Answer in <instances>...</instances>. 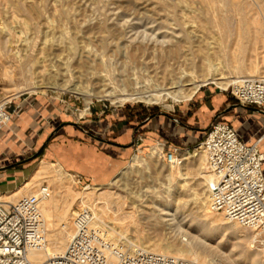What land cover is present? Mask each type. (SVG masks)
Listing matches in <instances>:
<instances>
[{
  "label": "bare ground",
  "instance_id": "6f19581e",
  "mask_svg": "<svg viewBox=\"0 0 264 264\" xmlns=\"http://www.w3.org/2000/svg\"><path fill=\"white\" fill-rule=\"evenodd\" d=\"M16 1L23 7L25 13H29L28 15H30V13L32 14L31 11L38 14L43 13L38 7L39 1L48 4L47 0ZM113 1L116 4L122 2L125 3V5H133L136 7H146L151 3V0ZM156 1H163L169 5L167 9L171 14V17L168 16L170 18H165L163 21L159 22H156L157 20L144 19L141 17L131 19L125 15L126 12L122 13L119 18L118 15L112 18L108 16L72 18L66 12L63 18L53 20L48 18L45 9L44 13L46 15H44V17H46L48 29L40 31L39 25L37 24L35 26V30L40 31L42 37L40 41L41 46L37 49L40 50L43 45L47 44L55 52L45 59L47 63L38 65L39 69L32 76L33 81L31 87H50L56 90L80 94L86 99V103L89 102V98L92 95L101 98H113L114 101H147L156 103L168 97L175 101L189 99L201 85L207 82H213L223 88L229 83L237 81L240 77H264V65L260 67L256 63L245 64L242 61L245 65L240 64L241 62H235L236 64L233 65L235 70H232L234 71L232 77H234V80H227L231 76L225 75L223 70H221V64L215 60V53L218 47L212 37L215 35L211 33L212 27L207 24L208 20L205 21L202 15L197 17L196 22L193 18V21L187 19L186 11L189 7V0ZM204 1H206L209 7L214 8V13H217L219 8L216 7L219 5L217 4L219 0ZM235 1L237 0H225V4L226 6H232L236 4ZM109 9V7L103 5L95 10L106 12ZM220 9L222 10V8ZM237 10V12L236 10L234 11L238 16H236L238 28H236V30L239 31L240 27L243 25L244 33L248 39L247 43H250L251 46V44L255 45L260 42L262 46H264V5L259 7V12L255 10V13L258 14L257 16L253 13L251 14L255 16L252 17V19L247 18L246 9H241V11H239L240 9ZM206 12H208V10ZM259 17H261V19ZM217 18H221V21L217 22ZM217 18L214 20L215 23H212H214V26H217L216 28H222L220 32L218 29L215 31L216 34L217 30L221 34V30L224 28L225 15H220ZM226 23L227 21L225 25ZM1 27L0 25V28ZM225 28V30L228 31L227 27ZM3 32H5V30ZM47 32L52 33L50 38H47ZM214 37L217 39L216 36ZM113 38H116V40ZM242 40L244 41V39ZM217 42L220 44L219 41ZM29 44L31 43H28V45ZM240 44H242L241 41ZM241 46L243 50H247L246 47L248 44H242ZM242 48L241 51H243ZM218 49H220V47ZM108 51L117 52L118 57L115 59L110 58L111 56L109 57L107 54ZM148 54L155 55V59L153 60L149 57L151 60L150 64L147 61ZM239 54L241 55L240 52ZM243 55L245 54L243 53L242 56ZM236 57L238 56L236 55ZM237 59L238 58H236V60ZM262 61H264V58H262ZM129 62L132 64L139 63L140 66H145V74L141 72L146 76V82L143 85L138 86V83L142 82L139 81L138 75H134V77L131 78L126 74L128 71L123 72L125 66H127ZM115 66H117L118 69L119 67L121 68L119 69V74L114 72ZM50 78L55 79L50 85L43 82ZM58 80L59 82H57ZM83 82L85 84H83ZM146 84L149 86H146ZM88 85L91 86L92 90L94 88L99 89L95 92H91V89H88ZM19 91L22 90L15 88L8 96L12 97ZM87 107L86 104L85 110H82L81 113L86 111ZM152 147L153 148H151L146 156L152 157L155 154L157 157H160V145ZM189 153V151L183 153L182 164L169 165L167 167L163 175V180L157 181L138 191L131 190L129 188L131 185L128 186L129 184L124 187L121 185L124 188V193H126L124 195L96 185L91 187L88 185L85 186L84 191H82L83 193L80 194V191L78 192L70 187L69 183L71 180L69 182V174L62 177L60 167L55 168V165L51 162L40 161L37 168L20 187L16 190L14 189V192L11 194L5 193L7 196L4 194L7 198L6 201H12V199H15L19 194L22 196L29 193L35 194L40 184L37 190H35L34 187L41 178H48L49 183L55 185V187L50 190V196L40 202V212L43 220L42 235L45 244L41 248L30 250L27 253L28 260L32 264H49L51 257L57 256L64 251L73 233V223L68 218V215L70 214L72 203L75 199L79 198L77 208L88 209L92 214L90 227L101 232L107 239L114 243L122 241L127 250L131 253L148 251L190 259L198 264H214L205 251L202 249L198 250L197 244L199 242L204 244L202 237L200 238L197 232L194 234L191 231L193 229L198 231L204 228L206 233L212 231L213 233L230 234L236 238L237 245L240 247V252H244L245 256H248L247 262L243 264H264V252L261 253L258 249H246L249 251L248 253V251L243 249L244 242L250 237H253V240L256 239L255 232L234 221L225 219L221 212L209 209V196L206 185L209 174L207 171L205 172L200 169L201 166L199 165V161H201V158L197 159L198 162L190 160L192 156ZM148 157L146 159L139 155H133L130 161L131 168L137 169V167H142L148 169ZM189 162L197 166L195 174L200 175L199 178L202 179V181L198 183H204L206 185L205 190L190 187L189 179H192V177L188 170ZM47 186L50 187L49 185ZM184 197L185 199H183ZM156 198H160L161 201L157 202ZM174 199L176 200V204L173 203ZM126 200L133 204L132 206L136 208L135 211L140 214V219L146 220V222H150L156 217L153 211L147 214L144 207L148 206L147 202L156 205L158 214L160 215L158 218H160V220L158 223L154 222L153 226L155 227L156 223L157 225L161 223L165 226H169V228L172 227L178 230L179 233L184 232L187 235L185 241H182V239H174L166 242L156 241L145 243L141 240H129L126 234L128 230L127 225H137L138 223L134 217V211H125L123 206ZM190 205L196 210L197 221L193 226L188 225L183 228V223L179 218L183 213V210H180V206ZM73 210L72 215H75L77 209ZM108 220L111 225L108 224ZM138 225L131 230L137 237L136 239H140V236H142V227L140 228ZM205 236L206 234L204 237Z\"/></svg>",
  "mask_w": 264,
  "mask_h": 264
},
{
  "label": "rangeland",
  "instance_id": "374dc122",
  "mask_svg": "<svg viewBox=\"0 0 264 264\" xmlns=\"http://www.w3.org/2000/svg\"><path fill=\"white\" fill-rule=\"evenodd\" d=\"M85 1L86 0H82V1L80 0H63V1L47 0L48 4H45L39 1L38 7L41 9L43 13L38 14L36 12L33 13V11H31L32 14L30 13L31 15L30 16L28 15L29 13H25V11L23 10V7L19 3H17L16 0L15 1L0 0V23H1L0 25L2 26L0 28V100H7L8 102H10L9 103L10 109H13L14 107H19L20 110L22 111L23 102L29 99L33 101L35 100L43 101V102H46L47 104H50L52 107H54L57 113L63 114L64 116L63 122H66V121L75 122L79 124L81 127L88 130L90 133L99 134L98 132L95 131V129L92 126H85L83 124L78 123L77 121L81 120L85 122V120L88 118L97 119L98 116L116 113L117 111L119 112V110H122L125 113V116L127 117V119L133 120L134 122L137 123L136 126H138L141 121H143L144 119H146L149 115L153 113L163 112L165 114H170V115L171 114L172 115L181 114L182 109L186 106V104L190 103L193 100V98H195V96L199 94V92L202 90H207L208 92H211L213 95H224L228 99H231V100L234 99L232 95L230 94V86L232 82L223 88L219 85H216L213 82H207L201 85L198 88V90L189 99L175 101L172 98L168 97L156 103H150L147 101H122V100L114 101L113 98H109V97L101 98V97H97L96 95H92L90 97L91 99L89 98V102L86 103V99L80 94H75L69 91L56 90L50 87H38V88L31 87V83L33 81L32 76L39 69L38 65H40L41 63H47V60L45 59L51 56L52 53L55 52L47 44L43 45L42 49L40 50L37 49L39 48V46H41L40 41L42 40V37H41L40 31L41 30L44 31L48 29L47 23H46V17H44V15L47 14L48 18L53 19V20L58 19V18H63L66 12L72 18L104 17V16H108L112 18V17H117V15L119 18L121 17L122 13L126 12L125 15L128 18L136 19V18L141 17L144 19L157 20L156 22L163 21L165 18L168 19L171 17V14L169 13L167 9L169 5H167V3L163 1L159 2L156 0H151L150 4L153 6L149 4L146 7H140V6L136 7V6L127 5V4L125 5V3H122V2L116 4L113 0H87L86 2ZM188 2H189V7H188V10L186 11L187 19L190 21L191 20L193 21V19H195L194 21L196 22L197 17L199 15H202L205 18V21L208 20L207 24L212 27L211 33L212 34L214 33L215 35L214 34L213 35L217 37V39H215V37L212 36L213 40L215 41L217 47L218 48L220 47V49L217 48V51L215 53V58H216L215 60L221 64L222 66L221 70H223L225 75L227 74V76H231L227 80H234V77H232L234 74V71L232 70L234 69L233 65L236 63L241 62L240 64H243V65L248 64V63H256L260 67L264 65V61H262V58H264V48L262 47L264 46H262L260 42L256 43L255 45L251 44V46H250V43H247L248 39L244 33V26L242 25L240 27L239 29L240 32L236 30L237 28L236 16L237 15L234 12L235 10L237 12L238 11L237 9H240L239 11H241V9L242 10L246 9L247 18L252 19V17H255L258 15L255 13V10H258L259 12V7L261 5H264V0H258V1L257 0L255 1L254 0H244V1L237 0L235 1L236 7L235 5L226 6L225 0H219L217 2V4L219 5L218 7H216V8H219L220 10V11L219 10L217 11L218 14L214 13L215 12L214 8L209 7L206 1L204 0H189ZM258 3H259V6H258ZM103 5H106L110 9L106 12H99L95 10L96 8L101 7ZM220 8H222V10ZM45 9H46V14L44 13ZM207 10L208 12H206ZM252 13L255 16L254 15L252 16L251 15ZM61 14H62V17H61ZM212 15H214L215 17ZM216 15L218 16L225 15V22L227 21L226 25H225V22L223 21L224 31L221 30L222 35L219 33L220 29L222 28L220 27L216 28L217 26L213 25L215 23L214 20H216V18L218 17ZM259 18L261 19V17ZM218 21L220 22L221 18H217V22ZM37 24L39 25L40 31L35 30L36 29L35 26ZM225 27H227L228 31L225 30L226 29ZM216 29L219 30V32L217 30V34L215 32ZM4 30L5 32H3ZM47 33H48L47 38H50L52 36V33H49V32ZM236 33H237V36H236ZM113 39L116 40V38H113ZM242 39H244V41ZM217 41H219L220 44ZM240 41L242 44H248V46L246 47L247 50L245 49L243 50L241 46L242 44H240ZM28 43H31V44L28 45ZM241 48L244 52L241 51ZM110 52L111 51L107 52L108 56L109 57L111 56L110 58L115 59L118 57L117 52H111V53ZM239 52L241 53V55L239 54ZM243 53L245 55L242 56ZM236 55L238 57H236ZM154 56L155 55L148 54L147 61L149 62V64L151 63L150 62L151 60L155 59ZM149 57L151 58V60ZM234 57L238 58L237 59L238 61ZM242 61L245 64L242 63ZM115 67H116L115 68L116 70L114 69V72H117V74H119L120 72L119 69L121 68L119 67L118 69L117 66ZM77 69H81V68H77ZM126 71L130 73L129 74L127 72L126 74L131 78L134 77V75H138L139 81L140 82L142 81L141 83H138V86H141L146 82L145 81L146 76L144 75L145 74L144 65L140 66L139 63L132 64L131 62H129L128 65L125 66V69L123 72H126ZM141 72L144 74H142ZM54 80L55 79L50 78L48 80H44L43 82H46L47 85H50V83H52ZM57 82H59V80ZM83 84L85 83L83 82ZM146 86H149V85L146 84ZM13 88L14 89L19 88L22 91H19L12 97H9L8 95H10L11 92H13L14 90ZM89 88L91 89L90 85H88V89ZM98 89L99 88L97 89L94 88L93 90L91 89L90 91L95 92ZM86 104L88 106L87 110L81 113L82 110H85ZM177 119H180V118H177ZM219 120H222V119H219ZM83 138L89 140L91 144L95 143V141L89 138L88 135L84 134L83 132H78L73 127L70 128V131H66V130L59 131V132L58 130L53 131L49 136H47L46 140L42 143L37 155L39 154L40 151L43 150L44 147L48 146V144H51V146H54V148H56V152H55L56 158L54 160L53 159L50 160V159H44L42 157L38 158L35 156L28 161H23L22 163L28 162L27 165L21 167V171L17 172L15 177L14 176L11 177L10 179L11 184H9L7 188L0 190V196H1L0 202L12 203L22 196L21 194H19L15 197V199H12V201H6L7 194L5 193L11 194L12 192H14L13 191L14 189L16 190L18 187H20L30 177L36 164L42 159L43 161L53 163L55 165L54 166L55 168L60 167V170H61L60 173L62 177H65L67 174H69L70 175L69 182L71 180V182L69 183L70 187L72 189H75L78 192L80 191L79 192L80 194L83 193L82 191H84L85 186L88 185L91 187L93 185H96V186H101L104 189H108V190L110 189V191L119 193L120 195H124L126 194L124 193V188H123L125 185L129 184L128 186L131 185L129 187L131 190L138 191V190L145 188L146 186H150L154 184L155 182L164 179L163 175L167 167L169 166V164H166L165 162H163L160 159V157L159 156L157 157V155L155 154L152 157L146 156L150 152L151 148H153L152 146H156L155 143L145 144L137 148H133L131 150H128L125 152H119V153H117L114 150H111L109 147L107 148L105 145H100L101 151L99 149L94 150L92 146L87 145L88 148L86 149L91 148L90 150L91 153L89 152V150H87V153L91 155L90 162H89L90 164L88 163L89 164L88 168H90V165L93 166V164L97 162L98 160L97 155H101L102 172L98 174L97 176L93 174H91V176L84 175L83 172H79L77 170L79 160H77V157H76L78 153L79 145L82 147V149H84L83 143L81 144V141H80ZM202 138H203V134H200V138L197 140V142L194 143L192 147H190L189 154L192 156L190 160H193V161L195 160L196 162H198L197 159L201 158V161H199L200 162L199 165L201 166L200 169L206 172L203 152L199 149L197 150L193 149V147L197 145L202 140ZM72 151H74L75 154ZM35 153L36 152L31 151L28 157L32 156ZM133 155H139L146 159L148 157L149 168L144 169L142 167L141 168L137 167L136 169L132 167L133 168L132 170L130 166V161ZM196 167L197 166L194 163H190V162L188 163V170L190 172V176L192 177V179H189L190 187L196 188V189L200 188L201 190L202 189L205 190L207 184L205 185L204 183H198L202 181V179L199 178L200 175L195 174ZM43 183L46 185H49L50 190L53 189V187H55L53 183H49L48 178L46 179L41 178L37 182V185H35L34 189L37 190L39 184L41 185ZM29 194H32V193H29ZM156 199H157V202L161 201L160 198H156ZM183 199H185V197ZM78 202H79V198L75 199L74 202L72 203V206L70 209L71 215L70 214L68 215V218L70 219V221H72V218L74 216L72 215L74 211L73 209H77V211L79 210L77 208ZM173 203L176 204L175 199L173 200ZM132 205L133 204H131L129 201L126 200L123 207L125 211H134V217L136 219V222L139 224L137 225L140 228L142 227L141 228L142 236H140L141 237L140 239L139 238L136 239L137 237L134 235L133 231L131 230H133V228L136 227L137 225L129 224L127 225L128 230L126 229L127 230L126 234L129 237V240H139V241L141 240L145 243L156 242V241L166 242V241L174 240V239L175 240L182 239V241H185V238L187 235L184 232L179 233L178 230L172 227L169 228V226L167 225L165 226L164 224H161V223L157 225L158 221L160 220V218H158L160 215L158 214L156 205H153V204H150V202H147V205L149 207L148 206L144 207V209L147 211V214H149V212L151 211L155 213L156 218L151 220L150 222H146V220H141L140 214H138L135 211L136 208L133 207ZM180 208H181L180 210H183V213L181 212L182 215L179 216V218L181 219V222L183 223V228L187 227L188 225L193 226L194 223L197 221L196 219L197 213H196L195 208L192 205L183 206V207L180 206ZM154 222H157L155 227L153 226ZM108 224L111 225L109 223V220H108ZM191 231L194 234L197 232L198 236H200V238L202 237V239L204 240V244L199 242L197 244L198 250L202 249L203 251H205L208 257L212 259L214 264H243L247 262L248 256H245L244 252L243 253L240 252V247L237 245V239L234 238L232 235L224 234V233H215V232L213 233L212 231L210 232L208 231L209 233H206L205 232L206 230L204 228L199 229L198 231L196 229H193ZM205 234L206 236L204 237ZM252 238L253 237H250L247 241L244 242L245 248L243 247V249L244 250L258 249L261 251V253L264 252V248H262V246H260L256 242V240H253ZM121 240H124V239H121ZM120 243H122V241Z\"/></svg>",
  "mask_w": 264,
  "mask_h": 264
},
{
  "label": "built area",
  "instance_id": "2783aa9c",
  "mask_svg": "<svg viewBox=\"0 0 264 264\" xmlns=\"http://www.w3.org/2000/svg\"><path fill=\"white\" fill-rule=\"evenodd\" d=\"M230 94L239 103L264 110V77H240L230 86ZM7 100H0V129L10 120L12 112ZM260 140L245 141L236 129L222 120H214L202 140L193 147L204 155L208 206L229 220L254 231L256 242L264 248V150ZM160 159L169 165L183 163L178 146L164 149ZM50 196V189L41 184L35 194L16 201L0 202V264H32L27 253L45 244L40 202ZM92 214L79 209L73 216V233L62 253L49 264H198L193 260L154 252L127 250L123 243H114L92 229Z\"/></svg>",
  "mask_w": 264,
  "mask_h": 264
},
{
  "label": "crops",
  "instance_id": "0c3cea01",
  "mask_svg": "<svg viewBox=\"0 0 264 264\" xmlns=\"http://www.w3.org/2000/svg\"><path fill=\"white\" fill-rule=\"evenodd\" d=\"M238 104L241 103L235 99L231 100L224 95H213L207 90H202L186 104L181 114L149 115L140 122L133 140L137 123L128 120L122 110L98 116L97 119L88 118L85 120L86 123L78 120V123L92 126L99 133L89 135L73 125V122H63V114L57 113L50 104L39 100H25L22 111L20 110L18 114L12 112L9 122L0 129V190L11 184V177H15L16 173L21 171V167L28 163H22V160L28 157L31 151L38 152L47 136L55 130L70 131L71 127L88 135L96 143L91 144L84 138L80 140L84 149L79 145L76 156L79 160L77 170L86 176L91 174L97 176L102 172L101 155H97V162L88 168L91 155L87 150L91 153V148L86 149L87 145L100 151V145H105L117 153L153 143L161 144L164 149L174 145L184 150L192 147L200 138V134L204 136L205 130L215 118L233 126L240 138L245 141L261 139L260 145L264 150V113L249 109L252 106ZM171 117L180 118L178 119L180 122L174 121ZM55 152L56 148L48 144L36 157L54 160Z\"/></svg>",
  "mask_w": 264,
  "mask_h": 264
},
{
  "label": "water",
  "instance_id": "95a60500",
  "mask_svg": "<svg viewBox=\"0 0 264 264\" xmlns=\"http://www.w3.org/2000/svg\"><path fill=\"white\" fill-rule=\"evenodd\" d=\"M238 105H241V104H238ZM249 109H253V110H255V111H259V112H261V113H264V110H261V109H259V108H255V107H249ZM158 114H165V113H163V112H158ZM174 121H177V122H180L177 118H175V117H171ZM216 119V118H215ZM214 119V120H215ZM213 120V121H214ZM212 121V122H213ZM73 125H75V126H77L79 129H81L82 131H84L85 133H87V134H89V135H91V133L88 131V130H86L85 128H83V127H81L79 124H77V123H72ZM140 126V124L134 129V132H133V140H134V136H135V133H136V131H137V129H138V127ZM133 140H132V143H133ZM37 153L38 152H36L35 154H33L32 156H30V157H27V158H25L24 160H22V162L23 161H28V160H30V159H32L33 157H35L36 155H37Z\"/></svg>",
  "mask_w": 264,
  "mask_h": 264
}]
</instances>
